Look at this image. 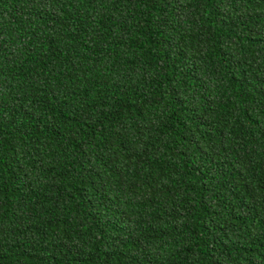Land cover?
I'll use <instances>...</instances> for the list:
<instances>
[{
    "label": "trees",
    "instance_id": "16d2710c",
    "mask_svg": "<svg viewBox=\"0 0 264 264\" xmlns=\"http://www.w3.org/2000/svg\"><path fill=\"white\" fill-rule=\"evenodd\" d=\"M0 264H264V0H0Z\"/></svg>",
    "mask_w": 264,
    "mask_h": 264
}]
</instances>
